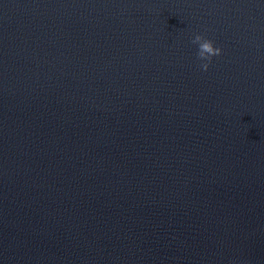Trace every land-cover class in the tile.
<instances>
[{
  "label": "water",
  "instance_id": "obj_1",
  "mask_svg": "<svg viewBox=\"0 0 264 264\" xmlns=\"http://www.w3.org/2000/svg\"><path fill=\"white\" fill-rule=\"evenodd\" d=\"M0 264H264V0H0Z\"/></svg>",
  "mask_w": 264,
  "mask_h": 264
},
{
  "label": "clouds",
  "instance_id": "obj_2",
  "mask_svg": "<svg viewBox=\"0 0 264 264\" xmlns=\"http://www.w3.org/2000/svg\"><path fill=\"white\" fill-rule=\"evenodd\" d=\"M192 43L199 46L197 53L198 59L201 61H207L206 63L201 64L202 70L205 72L208 71L209 65L212 62V58L220 56L222 54V50L220 48L214 47L213 42L209 39H206L202 35H196L192 40Z\"/></svg>",
  "mask_w": 264,
  "mask_h": 264
}]
</instances>
